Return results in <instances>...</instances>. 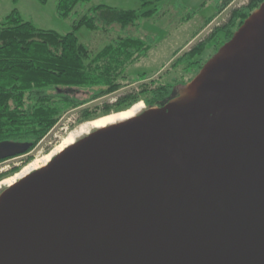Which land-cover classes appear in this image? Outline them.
<instances>
[{
  "label": "water",
  "instance_id": "95a60500",
  "mask_svg": "<svg viewBox=\"0 0 264 264\" xmlns=\"http://www.w3.org/2000/svg\"><path fill=\"white\" fill-rule=\"evenodd\" d=\"M0 264H264V2L163 106L6 187Z\"/></svg>",
  "mask_w": 264,
  "mask_h": 264
},
{
  "label": "trees",
  "instance_id": "16d2710c",
  "mask_svg": "<svg viewBox=\"0 0 264 264\" xmlns=\"http://www.w3.org/2000/svg\"><path fill=\"white\" fill-rule=\"evenodd\" d=\"M90 1L60 0L57 13L65 19L78 5ZM229 1L225 0L224 5ZM262 2L248 0L246 5L230 12L226 23L209 37V41L216 43L215 51L230 40ZM148 4L151 3L142 0L141 6ZM152 14V10L138 12L98 5L80 16L65 35L35 27L23 20L16 9L6 15L0 22V143L30 144L28 153L65 114L128 85L126 72L147 55V41L119 36L93 53L79 42L76 34L81 29L108 33L113 26L124 30ZM206 44L193 47L178 61H186L199 70L203 63L197 58ZM139 89L119 97L113 104L81 109L79 122L127 110L140 101L148 109L161 107L175 95L169 85H143Z\"/></svg>",
  "mask_w": 264,
  "mask_h": 264
},
{
  "label": "rangeland",
  "instance_id": "374dc122",
  "mask_svg": "<svg viewBox=\"0 0 264 264\" xmlns=\"http://www.w3.org/2000/svg\"><path fill=\"white\" fill-rule=\"evenodd\" d=\"M59 1L47 0L45 4H41L38 0H0V22L16 9L23 20L30 21L35 27L65 35L72 31L73 23L80 16L98 5L138 12L152 10L153 14L150 18H140L135 26L124 30L113 26L108 33L81 29L76 34L79 42L93 53H97L119 36L141 38L150 44V49L144 58L138 60L127 70L125 83L128 85L114 94L65 114L30 152L1 160L0 183L20 172L23 167L34 160L37 153L47 154L51 151L59 142V137L64 135L65 129L71 130L86 122H79L81 109L100 108L113 104L125 94L139 92V86L143 85L153 87L169 85L173 88V92L181 89L186 85L184 83L190 82L202 67L197 70L188 62L178 60L193 47L207 42L197 58L204 65L220 48L215 51L216 43L209 41L214 29L226 23L233 9L248 3V0H228L229 2L225 5V0H145L151 4L142 7V0H91L87 4L78 5L67 18L62 19L57 13ZM143 106L145 110L147 107L144 103ZM13 169L17 170L12 172ZM5 188V186L2 187V189Z\"/></svg>",
  "mask_w": 264,
  "mask_h": 264
},
{
  "label": "bare ground",
  "instance_id": "6f19581e",
  "mask_svg": "<svg viewBox=\"0 0 264 264\" xmlns=\"http://www.w3.org/2000/svg\"><path fill=\"white\" fill-rule=\"evenodd\" d=\"M144 108L143 103L140 101L139 103L132 105L131 108L124 110L120 113L110 114L108 116H103L97 120L87 122L78 126H75L71 130H66L62 137H59V142L54 146V148L49 151L48 154H44L42 152L37 153L34 160L29 163L27 166L23 167L20 172L13 175L10 178L4 179L2 183H0V189L5 186H12L15 182L19 179L23 178L24 176L28 175L30 172L38 170L46 164H48L51 158L57 154H59L62 150L66 147L72 145L75 140L78 138L89 134V132L93 129H101L106 126L115 124L117 122H122L133 118L136 116L140 111Z\"/></svg>",
  "mask_w": 264,
  "mask_h": 264
},
{
  "label": "flooded vegetation",
  "instance_id": "af4514ba",
  "mask_svg": "<svg viewBox=\"0 0 264 264\" xmlns=\"http://www.w3.org/2000/svg\"><path fill=\"white\" fill-rule=\"evenodd\" d=\"M179 90H180V89H179ZM179 90H176V91H175V95H174L173 97H175V96L178 94V91H179ZM146 109H147V108H146ZM146 109H145V110H146ZM3 190H4V189L1 188V189H0V193H1Z\"/></svg>",
  "mask_w": 264,
  "mask_h": 264
}]
</instances>
